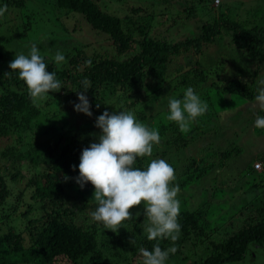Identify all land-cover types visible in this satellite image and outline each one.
I'll list each match as a JSON object with an SVG mask.
<instances>
[{
	"label": "trees",
	"instance_id": "16d2710c",
	"mask_svg": "<svg viewBox=\"0 0 264 264\" xmlns=\"http://www.w3.org/2000/svg\"><path fill=\"white\" fill-rule=\"evenodd\" d=\"M184 1L178 5L179 15L187 18L197 17L199 6L214 3ZM56 4L68 13L82 14L94 30L107 34L116 54L88 55L84 46L75 45L62 56L61 62H48L34 54L30 61L8 71L0 61V140L5 142L0 148V206L8 204L13 212L0 217V264H58L62 260L65 264H114L111 253L125 254L130 264H166L180 254L186 264L239 263L257 256V251L264 248V172L257 175L252 160H244L236 171L232 166L234 159L241 158L244 148L238 136L228 134L233 126H238L233 119L224 121L226 127L221 122L214 124L219 111L212 104L203 106L200 102L196 123L193 108L184 106L171 121L163 117L154 123L160 134L157 136L164 139V148H156L152 151L155 153L144 152L129 162L118 153L122 144L132 140L139 125L129 117H119L117 109L120 107L121 113L127 114L138 105L144 97L140 98L141 91L151 87L150 78L164 79L175 56L192 50L202 52L204 45L225 33L251 59L264 66V26L252 25L250 19L236 20L222 10L218 16L214 13L213 17L203 19L196 35L171 41L152 34L156 12L145 5L132 4L125 15H120L104 10L98 0H56ZM258 73L259 69L253 72L252 81L234 77L222 85L216 83L215 87L219 92L252 100L261 94L255 84ZM208 76L210 72L198 63L180 73L176 87L192 89L188 95L192 99L195 95L196 99L197 89L200 92L199 86L208 81ZM33 78L68 87L67 94L71 95L61 100H79L78 108L87 109L85 114L75 111L79 118L74 119L72 114L67 116L63 110L50 108L51 117L41 121L43 111L34 103ZM24 84L27 89L20 90ZM184 96L174 103L187 95ZM138 116L146 118L144 112ZM53 117L60 120L61 127L51 121ZM249 122H256L258 132H262L264 110L257 111ZM206 124L209 125L205 127ZM210 134L212 141L207 140ZM198 140L206 142L207 151L191 160L198 169L201 160V173L216 168L221 174L228 168L234 171L230 180H225V176L218 178L216 172L223 185H216L211 196L205 189L201 210L194 203L159 230L145 224L143 213L149 210L129 217L115 210L116 204L133 197L143 204L151 191L166 187L165 171L161 169L169 164L166 158H176L183 147L195 145ZM117 155L124 160L123 166L120 172L109 176L111 162ZM260 155L264 162V150ZM24 163L33 171L23 173ZM171 165L166 172L173 175L180 165ZM114 166L118 169L116 163ZM20 179L27 182L20 184L17 192L12 183ZM224 190L229 197L219 204L217 194ZM235 190L242 191L237 194ZM73 192L82 196V204L73 203ZM26 197L28 207L18 215L23 225L5 229L4 224L12 221ZM229 198L234 200L232 205ZM202 210L204 215L210 210L219 213L213 229L217 235L205 226L207 218L201 216Z\"/></svg>",
	"mask_w": 264,
	"mask_h": 264
},
{
	"label": "rangeland",
	"instance_id": "374dc122",
	"mask_svg": "<svg viewBox=\"0 0 264 264\" xmlns=\"http://www.w3.org/2000/svg\"><path fill=\"white\" fill-rule=\"evenodd\" d=\"M158 1L98 0V3L104 10L120 15H125L132 4L147 6L149 11L156 12V24H154L152 34L158 37H166L171 41H180L188 35H196L200 32L203 19L213 17L214 13V15L218 16L222 10L226 12L227 16L236 20L250 19L252 25L259 24L264 26V0H214V3L210 5L199 6L196 10L199 15L192 18L179 15L180 9H178V5L180 6V2H185L184 0H179L180 2ZM5 2V0H0V61L2 68L5 67L8 71L14 70L20 63L30 61L31 56L34 54L41 55L48 62L53 60L61 62L62 56L75 45L84 46L85 52L88 55L105 52L111 56L116 54L112 40L107 34L94 30L82 14L68 13L60 9L56 4V0H9V3ZM184 14L186 13L184 12ZM124 56L126 55H122V57ZM198 63L206 71L210 72V76H208V81L199 86L200 92L197 89V98L195 99L194 95L192 99L188 95L192 89H186L183 86L176 87V85L180 73H183L192 66L197 67ZM259 65L261 64L251 59L244 49L233 42L231 35L226 33L218 36L214 42L204 45L202 52L195 53L192 50L180 56H175L169 65L168 73L164 79L150 78L151 87L148 91L144 89L141 91L140 98L141 96L144 97L141 98L138 105L134 106L127 114L121 113L120 107L117 109L120 113L119 117H129L130 121L138 123L137 126L139 125L136 128L137 130H135L136 133L134 132L132 140L122 144V150L118 154H123L130 162L136 156H141L144 152L155 153L152 151H155L156 148H164V139L161 136H157V133L158 135L160 134L157 130V124H154L155 121L163 117H165L166 121H171L177 110L187 106L188 108H193L194 121L198 123L200 117L198 112L201 109V102L203 106H206L205 104H212L213 108L219 111V120L215 117L214 124L221 122L226 127L227 124L224 121L232 118L238 125L236 127L233 126L231 131L228 132L230 136H238L240 144L244 147L240 156L241 158L232 161V166L235 165V171L240 168L244 160H252L257 175L260 172H264V162L259 157L264 150V130L259 133L256 122L249 125V120H252L254 114L259 110H264V66ZM258 69L259 73L255 84L258 85L261 94L255 99L250 100L244 99L241 95L232 96V94H225V92H219L215 87L216 83L222 85L226 79L234 77H242L243 81H252L253 72ZM32 81L36 84L34 88V103L43 111V114L40 115L41 121L51 117L50 108L63 110L67 116L72 114L74 119L79 118V115L73 113L75 111L85 114L87 109L78 108L80 107L77 105L79 100L71 103L61 100V98L71 95L67 94L68 87L62 86L63 84L56 85L41 82L35 78ZM19 89L26 90L27 86L24 84ZM1 92L2 89H0ZM183 94L187 95L186 98L174 103L176 98L183 96ZM163 110L165 111L161 112ZM141 112L146 114V118L141 119L138 116V113ZM107 113L109 115L108 111ZM102 117L104 118V116ZM51 121L61 127L62 123L57 117H53ZM228 122L231 121L228 120ZM209 124H206L205 127ZM71 127L74 129V125ZM243 127L246 128V132H243ZM96 131L93 130V132ZM72 133L73 131H71ZM212 139L213 137L210 134L207 140L212 141ZM203 140H198L195 145L192 144V146H188L187 148H180L181 151H179L176 158H166L167 162H169L167 166L170 167L173 163L175 168L177 165H180L181 168L175 169L173 175H171L166 172L167 166L163 165L161 167L165 171L163 176L167 180L165 182L167 185H164L166 187H159L151 191V195L145 198L143 204H140L141 199L137 198V200L133 197L116 204L115 210L119 213L122 212L126 217L140 216L142 212L149 210L147 213H143L144 222L149 227H155V230L156 227L159 230L168 225L176 214L185 210L186 207L191 208L194 203L201 210L200 204L204 203L202 195L205 194L206 190H209L208 196H211L212 192H214L211 190L216 185H223L217 179L225 176V180H230L231 176L229 177V175L233 171L228 168L221 174L215 167L214 171L201 173V160L198 169L197 164L191 160V157L200 155L203 150H206V142ZM0 141V148H3L5 142ZM257 162L262 163L261 169L255 167ZM114 163H116L118 169L115 168ZM114 163L111 162L109 176H113L112 172H120L124 160L117 155ZM31 170L30 166L24 163L22 172L28 173ZM0 172H3V168ZM216 172H219L220 176L218 178H216ZM16 182L12 183V185L17 187L16 191L18 192L19 185H24L27 179H20ZM224 186L227 187V185ZM241 191H237L236 193H241ZM219 192L217 198L219 204H221L220 201L228 199L229 196L225 190L221 193ZM72 197L74 198L73 203L75 205L82 204L84 201L78 192H73ZM25 201L23 206L18 208L15 212L16 214L12 216L11 220L13 222L8 221L6 225L4 224L5 229L13 227L12 225H15V228L23 225L24 221H20L18 215H21L27 209L28 197H26ZM233 201V199H230L229 205H232ZM259 205L262 206L263 203ZM203 211L201 216L207 218L204 223L205 226L213 231L214 236L217 235L213 229L216 228L218 223L216 217L219 213L215 214L214 210H210L208 212L205 211L204 215ZM9 212L13 213L11 212L10 205L0 206V217ZM202 220H205V218ZM195 248L197 249L198 246L196 245ZM171 249L174 250L175 245ZM182 258L183 255L180 254L178 258L170 259L166 264H186L187 262H184ZM111 259L114 264H130L125 254L116 256V254L111 253ZM58 264L65 263L62 260ZM230 264H264V248L257 251V256L248 257L247 260L244 259L239 263Z\"/></svg>",
	"mask_w": 264,
	"mask_h": 264
},
{
	"label": "built area",
	"instance_id": "2783aa9c",
	"mask_svg": "<svg viewBox=\"0 0 264 264\" xmlns=\"http://www.w3.org/2000/svg\"><path fill=\"white\" fill-rule=\"evenodd\" d=\"M255 167L258 168V169H261V167H262L261 162H257V163L255 164Z\"/></svg>",
	"mask_w": 264,
	"mask_h": 264
}]
</instances>
